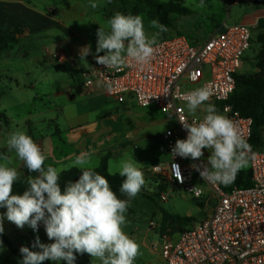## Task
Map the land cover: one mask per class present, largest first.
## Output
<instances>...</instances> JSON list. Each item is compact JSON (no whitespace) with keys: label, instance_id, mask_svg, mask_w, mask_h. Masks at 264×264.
<instances>
[{"label":"clouds","instance_id":"obj_1","mask_svg":"<svg viewBox=\"0 0 264 264\" xmlns=\"http://www.w3.org/2000/svg\"><path fill=\"white\" fill-rule=\"evenodd\" d=\"M204 6V0L196 5L197 8ZM90 7L96 9L98 4L91 2ZM107 25V30L97 29L95 54L90 44L85 45L79 49V59L87 63L86 57L94 55L97 64L115 72L122 71L130 62L141 66L150 63L158 47L157 38L169 31L166 25L153 19L151 26L159 31L149 37L141 15L119 11L107 20ZM211 95L206 85L184 94L188 113L194 115L203 107L205 115L191 123L185 116H178L187 135L175 141L172 155L173 158L200 161L192 167L202 180L227 186L235 181L241 170L249 167L256 154L236 123L209 102ZM6 143L8 152H14L15 158L36 175L27 179L22 194L14 193L18 171L10 166L11 157L0 156L3 161L0 163V208L6 209L0 213V235L4 233L6 218L19 229L27 225L34 232L43 224L48 239L53 241L41 243L37 235L32 248L20 247L19 264H43L46 260L75 264L77 254L85 253L99 264H135L136 258L142 255L140 245L124 227L131 201L146 184L142 164L133 157L120 161L118 174L124 179L119 192L126 197L121 199L111 188L108 178L88 166L96 150L81 151L74 154L71 165L78 168L81 175L75 181H66L62 190L60 170L52 165L45 167L48 157L31 136L14 131L8 135ZM204 150L209 153L206 160ZM172 168L173 175L183 183L179 165L173 164ZM0 249H3L2 239Z\"/></svg>","mask_w":264,"mask_h":264},{"label":"rangeland","instance_id":"obj_2","mask_svg":"<svg viewBox=\"0 0 264 264\" xmlns=\"http://www.w3.org/2000/svg\"><path fill=\"white\" fill-rule=\"evenodd\" d=\"M47 5L51 3L59 4L60 0H40ZM162 2L173 1L182 3L193 11L189 17L174 15L177 30L170 31L168 37L176 33L186 35L189 39L194 37V41H205L218 29L235 24L248 25L252 27V42L250 48L245 52L243 64L238 70L239 75H253L260 70L257 65L260 61V54L264 45L259 42V35L264 33V3H250L248 0H204V7L197 8L200 0H160ZM63 4L59 6L61 11L68 13L67 17H61L64 27H55L47 32L32 36L22 37L18 44L8 50L0 52V156L7 154L12 158L11 167H15L20 175L21 161L15 158L14 152L7 150V138L11 132L22 131L32 138L41 140L49 133L55 131L51 119H56L59 114L53 106L49 96L45 93L53 92L54 88L50 84H45L40 79L42 75L49 72L54 77H65L66 80L75 79L76 82H84L82 72L90 70L97 65L94 55L86 57L87 63L79 59V49L85 45H91V51L95 54L99 27L108 29L107 20L117 11L124 14H139L143 17L144 28L149 37L159 30L151 26V21L156 18V12L139 0H126L123 4L120 0H61ZM91 2H96L98 7L92 9ZM42 4V3H40ZM257 22V24H256ZM179 29L181 31H179ZM162 38L159 35L158 42ZM59 54L67 57L66 61L59 62ZM103 55V53H101ZM74 86L73 80L71 81ZM183 90L188 92L200 87V85H183ZM73 92L74 88H73ZM44 93V94H43ZM128 102L133 101L129 94L126 96ZM217 109L218 105L214 102ZM187 113L186 103L180 105ZM132 114L118 107L117 104L111 105L110 116L105 123V128L109 134L127 135L131 131L132 121L139 122V142H127L125 152L128 157L142 160L144 150L149 145L151 164L169 160L168 153L164 147L163 135L168 129H176L177 121L175 116L165 114L156 107L146 108L137 104L130 109ZM118 113V114H117ZM139 117H135V114ZM190 114V113H188ZM193 115V114H190ZM194 115L203 116V107L198 109ZM116 117V118H115ZM123 148H119L121 152ZM209 153L204 152L206 160ZM119 161H112L110 171L116 173L119 169ZM0 163H3L0 160ZM191 165L194 161L191 160ZM148 165V164H147ZM142 166V168L146 167ZM99 164H91L89 167L98 168ZM243 169L241 171H248ZM62 173V168H58ZM118 173V172H117ZM147 174L153 177L150 173ZM165 181H160L164 183ZM168 191L171 186L167 184ZM205 192L208 191L207 185L202 184ZM148 194L149 199L142 195ZM205 197L195 199L191 194L180 192L178 189L171 193V198L161 201L159 190L155 185L146 183L135 199L130 203L127 211V224L124 231L140 245L142 255L138 256L135 264H146L153 258L151 247L152 243L161 242L160 224L162 223L163 212L181 217H192L194 223L199 224L204 217L212 210V205H204ZM203 204V206H202ZM1 212L6 209L0 208ZM154 222L157 227H151ZM162 226V225H161ZM160 226V227H161ZM4 232L11 241L18 246H28V236L33 234L39 236L41 243H52L46 235L43 224L39 231L34 232L27 225L23 229L17 228L13 223L4 219ZM148 240V246L144 245V240ZM150 245V246H149ZM152 250H151V249ZM20 259L12 254L3 242V249H0V264H19ZM76 264H99V261L92 259L88 254H77ZM43 264H57L46 260ZM59 264H66L60 261Z\"/></svg>","mask_w":264,"mask_h":264},{"label":"built area","instance_id":"obj_3","mask_svg":"<svg viewBox=\"0 0 264 264\" xmlns=\"http://www.w3.org/2000/svg\"><path fill=\"white\" fill-rule=\"evenodd\" d=\"M256 1L248 0L252 4ZM48 12L55 14L56 9L50 8ZM251 42L252 27L242 24L224 25L205 41L195 42L184 34H173L158 42L148 64L130 62L119 72L98 64L82 72L83 88L87 91H92L98 82L104 93L120 104L126 102L129 94L138 106H154L176 118V129L167 130L163 137L168 164L156 165L148 173L159 179L157 189L161 185L166 187L158 189L161 201L170 199L178 189L198 200L205 197L203 204L212 205V210L201 223L182 232L171 227L160 231V244L152 243L151 247L160 250L165 264H264V147L257 148L252 143L253 120L227 104L236 90V75ZM58 57L65 59L62 54ZM183 85L208 86L212 91L209 102L216 103L218 110L236 123L252 146L256 156L249 165L250 187L210 184L201 179L191 164L181 162L178 156L173 158L175 141L187 135L178 116H185L190 123L204 116L190 115L180 106L186 103ZM173 164L179 165L183 183L173 175ZM161 180L165 182L160 183ZM204 183L207 192L202 188ZM150 225L157 227L154 222Z\"/></svg>","mask_w":264,"mask_h":264},{"label":"crops","instance_id":"obj_4","mask_svg":"<svg viewBox=\"0 0 264 264\" xmlns=\"http://www.w3.org/2000/svg\"><path fill=\"white\" fill-rule=\"evenodd\" d=\"M61 4H63L61 0L59 4L52 2L51 5H47V3H43L40 0H0V30L9 32L20 27L23 29L24 33L21 36L22 39V37L47 32L55 27H64L63 20L64 17H67L68 13L66 11H61V8H59ZM50 8L56 9L55 14H50L48 12ZM61 17H63V20ZM221 28H218L212 35ZM179 31L181 30L179 29ZM190 40L194 41L195 39L193 37ZM66 60L67 57L65 56V59L59 60V62L63 63V61ZM42 76L40 80L46 85L50 84L54 88L53 92L45 93V96H49L48 99L53 100L52 104L53 106L55 105V109L59 114L56 119H51L53 125H55L54 132L49 133V135L41 140L32 138L48 157L45 162V167L52 165L57 169L62 168L63 171L69 170L73 168L71 165L73 163L74 154L78 155L81 151H87L89 149L96 150L90 165L96 163L100 165L102 158L107 154H111L108 164L110 173H112L110 171V164L112 161L117 162L122 159L132 158L128 157L129 155L124 151L125 147L122 146L129 144L127 142H131V144L139 142V122H137V120L135 122L132 121L131 131L125 136L123 134H109V131L105 128V123L108 119L107 116H110L109 109L111 105L117 104L118 107H122L123 110L132 114L130 109H133V105L137 104L134 99L132 102H128L126 99L125 103L120 104L110 99L104 93L98 82H95L92 91H87L83 88L81 94H76L78 86L84 85L85 81H78L77 83L75 79H72L74 83L73 86L71 79H65L67 76L61 78L54 77L49 74V72ZM73 88L75 92H73ZM151 107L154 106L146 108ZM135 117H139V114L136 113ZM30 136H32V131L30 132ZM119 148H123L121 152ZM149 148V145L145 148L143 153L144 158H142V160L139 159V155L135 160L142 164V166L148 164L146 167L142 168L144 177L148 179L147 182H149L150 186H156L157 182L159 183V179L155 180L146 173L156 165L168 164V160L165 161V163L156 162L150 165L153 159L149 160ZM180 160L185 164L191 163V159L180 158ZM23 166V163H21L19 177L24 175ZM115 172L116 173L112 174H118V171L115 170ZM161 225L162 223L160 226ZM160 226L159 228L161 231ZM143 244L148 246V240L145 239ZM151 252L154 256L151 261H148L146 264H165L160 250H152Z\"/></svg>","mask_w":264,"mask_h":264},{"label":"trees","instance_id":"obj_5","mask_svg":"<svg viewBox=\"0 0 264 264\" xmlns=\"http://www.w3.org/2000/svg\"><path fill=\"white\" fill-rule=\"evenodd\" d=\"M123 4L126 3V0H120ZM140 3L148 6L151 10L156 12L157 20L166 25L169 31L162 33V39L168 38V34L170 31L177 30L175 25V20H173L174 15H178L180 17H189L194 13L193 11L184 6L182 3H175L173 1L170 2H162L160 0H139ZM255 3H264V0H257ZM23 29L18 27L13 29L12 31L5 32L0 30V52H4L18 44L21 36L23 35ZM181 34V33H176ZM259 42L264 45V33L259 35ZM260 61L257 65V68L260 72L253 75H236V90L230 97L227 104L231 105L235 111H238L243 117L251 118L253 120V137L252 143L257 148L264 147V48L260 54ZM111 158V154L105 155L101 164L95 170L106 176L110 182V186L113 191L116 192L117 196L121 199H125L120 192L119 188L122 183L123 177L119 176V174H110L108 170L109 160ZM24 175L19 177V180L14 185V193L22 194L25 188L27 187L26 181L29 177L35 176L36 173L29 172L26 167L23 166ZM81 175V171L73 167L69 170L63 171L60 175V183L61 188L63 190L64 184L68 180H77ZM146 183L148 181L145 178ZM240 188H248L251 186V173L250 170L247 172L240 171L235 181L232 183ZM146 186V184H145ZM145 186L142 188L144 189ZM158 189L165 190V186H159ZM141 193V191H140ZM143 196L152 199L148 194L142 193ZM203 206V204H202ZM0 213H2L0 211ZM162 226L161 231H165L167 227L173 228L175 231H184L187 227H190L192 223H194V219L192 217H181L178 215H172L167 212H163L162 215ZM35 235L31 234L28 238L27 247L32 248V243L35 240ZM0 239L3 240L6 247L9 251L17 256L20 260L22 259L21 254L19 252V247L16 246L11 239L4 232L0 235ZM39 250V249H33ZM76 264V263H75Z\"/></svg>","mask_w":264,"mask_h":264},{"label":"water","instance_id":"obj_6","mask_svg":"<svg viewBox=\"0 0 264 264\" xmlns=\"http://www.w3.org/2000/svg\"><path fill=\"white\" fill-rule=\"evenodd\" d=\"M82 91H83V85H79L76 90V94H81Z\"/></svg>","mask_w":264,"mask_h":264}]
</instances>
